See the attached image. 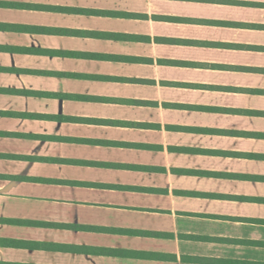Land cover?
<instances>
[{"label": "crops", "instance_id": "0c3cea01", "mask_svg": "<svg viewBox=\"0 0 264 264\" xmlns=\"http://www.w3.org/2000/svg\"><path fill=\"white\" fill-rule=\"evenodd\" d=\"M0 264H264V0H0Z\"/></svg>", "mask_w": 264, "mask_h": 264}]
</instances>
